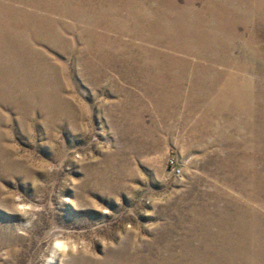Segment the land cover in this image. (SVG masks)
I'll list each match as a JSON object with an SVG mask.
<instances>
[{"label":"rangeland","instance_id":"rangeland-1","mask_svg":"<svg viewBox=\"0 0 264 264\" xmlns=\"http://www.w3.org/2000/svg\"><path fill=\"white\" fill-rule=\"evenodd\" d=\"M0 12V264H264V0Z\"/></svg>","mask_w":264,"mask_h":264},{"label":"bare ground","instance_id":"bare-ground-1","mask_svg":"<svg viewBox=\"0 0 264 264\" xmlns=\"http://www.w3.org/2000/svg\"><path fill=\"white\" fill-rule=\"evenodd\" d=\"M13 1H14V0H13ZM21 1H22V0H21ZM40 1H41V0H40ZM50 1H51V0H50ZM66 1H67V0H66ZM69 1H70V0H69ZM74 1H75V0H74ZM27 2H28V1H27ZM47 2H48V1H47ZM55 2H56V1H55ZM58 2H59V1H58ZM240 2L242 3V1H240ZM244 2H245V1H244ZM9 3H10V2H9ZM13 3H14V2H13ZM19 3H20V2H19ZM31 3H32V2H31ZM33 3H34V2H33ZM40 3H41V2H40ZM49 3H50V2H49ZM62 3H63V2H62ZM71 3H72V2H71ZM245 3H246V2H245ZM14 4H15V3H14ZM20 4H21V3H20ZM68 4H69V2H68ZM80 4H81V3H80ZM3 5H4V4H3ZM50 5H51V4H50ZM50 5H49V6H50ZM54 5H55V4H54ZM63 5H64V4H63ZM81 5H82V4H81ZM20 6H21V5H20ZM37 6H38V5H37ZM74 6H75V5H74ZM76 6H77V4H76ZM76 6H75V7H76ZM78 6H79V5H78ZM78 6H77L76 8H78ZM170 6H171V5H170ZM175 6H176V5H175ZM6 7H7V5H6ZM16 7H17V6H16ZM30 7H31V6H30ZM35 7H36V6H35ZM47 7H48V6H47ZM66 7H67V6H66ZM75 7H74V8H75ZM8 8H9V6H8ZM249 8H250V7H249ZM34 9H35V8H34ZM60 9H61V8H60ZM65 9H66V8H65ZM97 9H98V8H97ZM4 10H5V9H4ZM25 10H28V9H25ZM58 10H59V9H58ZM67 10H68V9H67ZM78 10H79V9H78ZM80 10H81V9H80ZM93 10L95 11V9H93ZM98 10H99V9H98ZM98 10H97V11H98ZM138 10H139V9H138ZM55 11H56V9H55ZM70 11H71V10H70ZM74 11H75V10H74ZM84 11H85V10H84ZM5 12H6V11H5ZM8 12H9V11H8ZM31 12H33V11H31ZM42 12H44V11H42ZM50 12H51V11H50ZM67 12H68V11H67ZM98 12H99V11H98ZM0 13H1V12H0ZM11 13H12V12H11ZM19 13H20V12H19ZM48 13H49V12H48ZM53 13H54V12H53ZM57 13H58V12H57ZM75 13H76V12H75ZM94 13H95V12H94ZM101 13H102V12H101ZM3 14H4V13H3ZM9 14H10V13H9ZM20 14H21V13H20ZM28 14H29V13H28ZM63 14H64V13H63ZM73 14H74V13H73ZM77 14H79V13H77ZM98 14H99V13H98ZM11 15H12V14H11ZM15 15H16V14H15ZM59 15H60V14H59ZM83 15H84V14H83ZM93 15H94V14H93ZM101 15H102V17H103L104 14L102 13ZM101 15L99 14V16H101ZM105 15H106V14H105ZM198 15H199V14H198ZM18 16H20V15H18ZM23 16H24V15H23ZM23 16H22V17H23ZM39 16H40V15H39ZM74 16H75V15H74ZM81 16H82V14H81ZM89 16H90V15H89ZM108 16H109V15H108ZM180 16H181V15H180ZM9 17H10V15H9ZM40 17H41V16H40ZM43 17H44V16H43ZM56 17H57V16H56ZM63 17H64V15H63ZM82 17H83V16H82ZM90 17H91V16H90ZM20 18H21V17H20ZM87 18H88V16L86 17V19H87ZM18 19H19V18H18ZM37 19H38V18H37ZM52 19H53V18H52ZM79 19H80V18H79ZM88 19H89V18H88ZM92 19H93V18H92ZM98 19H99V18H98ZM16 20H17V19H16ZM42 20H43V19H42ZM47 20H48V18H47ZM50 20H51V19H50ZM62 20H63V19H62ZM37 21H38V20H37ZM81 21H82V20H81ZM84 21H85V20H84ZM86 21H87V20H86ZM97 21H98V20H97ZM99 21H100V20H99ZM103 21H104V20H103ZM144 21H146V20H144ZM176 21H177V20H176ZM12 22H13V21H12ZM14 22H15V21H14ZM25 22H26V21H25ZM46 22H48V21H46ZM51 22H52V21H51ZM61 22H62V21H61ZM63 22H64V21H63ZM0 23H1V22H0ZM4 23H5V21H4ZM6 23H7V21H6ZM10 23H11V22H10ZM23 23H24V22H23ZM39 23H40V22H39ZM88 23H90V22L88 21ZM95 23H96V22H95ZM99 23H100V22H99ZM29 24H30V23H29ZM78 24H79V23H78ZM82 24H83V23H82ZM143 24H144V23H143ZM145 24H146V23H145ZM145 24H144V25H145ZM6 25H7V24H6ZM27 25H28V24H27ZM50 25H51V24H50ZM65 25H66V24H65ZM92 25H93V24H92ZM98 25H100V24H98ZM204 25H205V24H204ZM39 26H40V25H39ZM44 26H45V25H44ZM62 26H63V25H62ZM100 26H101V25H100ZM222 26H223V25H222ZM1 27H2V26H1ZM15 27H16V26H15ZM15 27H14L13 29H15ZM25 27H26V26H25ZM28 27H29V26H28ZM35 27H36V26H35ZM63 27H64V26H63ZM73 27H74V26H73ZM81 27H82V26H81ZM88 27H89V26H88ZM95 27H96V26H95ZM95 27H94V28H95ZM20 28H21V27H20ZM61 28H62V27H61ZM61 28H60V29H61ZM70 28H71V27H70ZM186 28H187V27H186ZM8 29H9V28H8ZM13 29H12V30H13ZM33 29H34V28H33ZM44 29H45V28H44ZM63 29H64V28H63ZM5 30H6V29H5ZM18 30H19V29H18ZM23 30H25V29H23ZM37 30H38V29H37ZM41 30H42V29H41ZM61 30H62V29H61ZM233 30H234V29H233ZM47 31H48V30H47ZM17 32H18V31H17ZM27 32H28V31H27ZM41 32H42V31H41ZM59 32H60V31H59ZM63 32H64V31H63ZM81 32H83V31H81ZM81 32H80V33H81ZM19 33H20V32H19ZM38 33H39V31H38ZM46 33H47V32H46ZM66 33H67V32H66ZM98 33H99V32H98ZM101 33H102V32H101ZM137 33H138V32H137ZM140 33H141V32H140ZM4 34H5V33H4ZM16 34H17V33L15 32V35H16ZM25 34H26V33H25ZM29 34H30V33H29ZM34 34H35V32H34ZM51 34H52V33H51ZM59 34H60V33H59ZM69 34H70V33H69ZM138 34H139V33H138ZM5 35H6V34H5ZM15 35H13V36H15ZM18 35L20 36L21 34H18ZM26 35H28V33H27ZM30 35H31V34H30ZM81 35H82V34H81ZM142 35H143V34H142ZM144 35H145V33H144ZM221 35H222V34H221ZM16 36H17V35H16ZM22 36H23V35H22ZM31 36H32V35H31ZM45 36H46V35H45ZM49 36H50V35H49ZM67 36H69V35H67ZM74 36H75V35H74ZM101 36H102V35H101ZM154 36H155V34H154ZM196 36H197V35H196ZM4 37H6V36H4ZM29 37H30V36H29ZM36 37H37V35H36ZM50 37H51V36H50ZM84 37H85V36H84ZM104 37H105V36H104ZM144 37H145V36H144ZM203 37H204V36H203ZM26 38H27V37H26ZM43 38H45V37H43ZM59 38H60V37H59ZM100 38H103V37H100ZM153 38H154V37H153ZM178 38H179V36H178ZM14 39H15V38H14ZM14 39L12 38V40H14ZM18 39H19V38H18ZM18 39H17V40H18ZM57 39H58V38H57ZM61 39H62V38H61ZM97 39H98V37H97ZM155 39H156V38H155ZM179 39H180V38H179ZM3 40H4V39H3ZM26 40H27V39H26ZM32 40H33V39H32ZM41 40H42V39H41ZM78 40H79V39H78ZM88 40H89V39H88ZM144 40H145V39H144ZM152 40H153V39H152ZM19 41H21V40H19ZM19 41H18V42H19ZM38 41H39V40H38ZM59 41H60V40H59ZM2 42H3V41H2ZM4 42H5V41H4ZM11 42H12V41H11ZM25 42H26V41H25ZM40 42H41V41H40ZM55 42H56V41H55ZM63 42H64V41H63ZM77 42H78V41H77ZM148 42H149V41H148ZM14 43H16V42H14ZM21 43H22V42H21ZM67 43H68V42H67ZM75 43H76V40H75ZM169 43H170V42H169ZM215 43H216V42H215ZM53 44H54V43H53ZM85 44H86V43H85ZM155 44H156V43H155ZM181 44H182V43H181ZM0 45H1V44H0ZM7 45H8V44H7ZM18 45H19V44H18ZM29 45H30V44H29ZM42 45H43V44H42ZM63 45H64V44H63ZM79 45H81V44H79ZM87 45H88V43H87ZM183 45H184V44H183ZM3 46H4V44H3ZM12 46H14V45H12ZM15 46H16V45H15ZM25 46H26V45H25ZM59 46H60V45H59ZM69 46H70V45H69ZM69 46H68V47H69ZM74 46H75V45H74ZM84 46H85V45H84ZM136 46H137V45H136ZM151 46H152V45H151ZM156 46H157V45H156ZM173 46H174V45H173ZM10 47H11V46H10ZM16 47H17V46H16ZM18 47H19V46H18ZM34 47H35V46H34ZM143 47H144V45H143ZM143 47H142V48H143ZM146 47H147V46H146ZM159 47H160V45H159ZM159 47H158V48H159ZM169 47H170V46H169ZM169 47H167V48H169ZM79 48H80V47H79ZM130 48H131V47H130ZM138 48H139V47H138ZM160 48H161V47H160ZM1 49H2V48H1ZM12 49H13V48H12ZM12 49H11V50H12ZM14 49H15V48H14ZM16 49H17V48H16ZM18 49H19V48H18ZM20 49H21V48H20ZM24 49H25V47H24ZM30 49H31V47H30ZM44 49H45V48H44ZM76 49H77V48H76ZM81 49H82V48H81ZM83 49H84V48H83ZM83 49H82V51H83ZM88 49H89V48H88ZM136 49H137V48H135V50H136ZM143 49H144V48H143ZM161 49H162V48H161ZM165 49H166V48H165ZM183 49H184V48H183ZM186 49H187V48H186ZM191 49H192V48H191ZM6 50H7V49H6ZM11 50H10V51H11ZM37 50H38V49H37ZM41 50H42V49H41ZM135 50H134V51H135ZM145 50H146V49H145ZM147 50H148V49H147ZM175 50H176V49H175ZM175 50H174V51H175ZM184 50H185V49H184ZM1 51H2V50H1ZM14 51H15V50H14ZM14 51H13V53H14ZM20 51H22V50H20ZM24 51H25V50H24ZM38 51H39V50H38ZM38 51H36V52H38ZM46 51H47V50H46ZM88 51H89V50H88ZM91 51H92V50H91ZM134 51H133V52H134ZM142 51H143V50H142ZM158 51H159V50H158ZM163 51H164V50H163ZM170 51H172V50H170ZM189 51H190V50H189ZM50 52H51V51H50ZM130 52H131V51H130ZM149 52H150V51H149ZM154 52H155V51H154ZM154 52H153V53H154ZM185 52H186V51H185ZM185 52H184V53H185ZM1 53H2V52H1ZM9 53H10V52H9ZM11 53H12V52H11ZM90 53H91V52H90ZM90 53H89V54H90ZM96 53L98 54V52H96ZM150 53H151V52H150ZM153 53H152V54H153ZM177 53H179V52L177 51ZM184 53H183V54H184ZM186 53H187V52H186ZM190 53H191V52H190ZM5 54H6V53H5ZM5 54H4V57H5ZM21 54H22V53H21ZM52 54H53V53H52ZM52 54H51V55H52ZM155 54H156V53H155ZM161 54H162V53H161ZM173 54H174V53H173ZM192 54H193V53H192ZM195 54H196V53H195ZM6 55H7V54H6ZM11 55H12V54H11ZM14 55H15V54H14ZM27 55H28V54H27ZM33 55H34V54H33ZM67 55H68V54H67ZM84 55H86V53H85ZM147 55H148V54H147ZM175 55H176V54H175ZM184 55H186V54H184ZM187 55H188V54H187ZM189 55H190V54H189ZM31 56H32V55H31ZM80 56H82V55L80 54ZM87 56L89 57V55H87ZM87 56H86V57H87ZM150 56H151V55H150ZM162 56H163V55H162ZM181 56H182V55H181ZM0 57H1V56H0ZM22 57H23V56H22ZM40 57H41V56H40ZM43 57H44V56H43ZM144 57H145V55H144ZM185 57H186V56H185ZM231 57H232V56H231ZM19 58H20V56H19ZM37 58H38V57H37ZM45 58H46V57H45ZM92 58H93V57H92ZM92 58H91V59H92ZM94 58H95V57H94ZM140 58H141V57H140ZM187 58H188V56H187ZM12 59H14V56H13ZM12 59H11V60H12ZM32 59H33V58H32ZM32 59H30V60H32ZM82 59H83V58H82ZM87 59H88V58H86V60H87ZM7 60H8V59H7ZM47 60H48V59H47ZM50 60H51V59H50ZM4 61H5V60H4ZM39 61H41V60H39ZM52 61H53V60H52ZM78 61H79V60H78ZM188 61H189V60H188ZM192 61L194 62V60H192ZM192 61H190V63H192ZM198 61H199V60H198ZM33 62H34V61H33ZM41 62H42V61H41ZM181 62H182V61H181ZM6 63H7V62H6ZM17 63H18V62H17ZM17 63H16V64H17ZM35 63H37V62H35ZM79 63H80V62H79ZM86 63H87V61H86ZM93 63H94V62H93ZM171 63H173V62H170V65H171ZM175 63H176V62H175ZM178 63H179V62H178ZM178 63H177V65H179ZM183 63H184V62H183ZM185 63H187V62H185ZM196 63H197V62H196ZM217 63H218V62H217ZM10 64H11V63H10ZM30 64H31V63H30ZM66 64H67V63H66ZM99 64H100V63H99ZM99 64H98V66H99ZM149 64H151V63H149ZM199 64H200V63H199ZM199 64H198V65H199ZM218 64H219V63H218ZM27 65H28V64H27ZM31 65H32V64H31ZM42 65H43V64H42ZM79 65H80V64H79ZM82 65H83V64H82ZM105 65H106V64H104V66H105ZM122 65H123V64H122ZM141 65H142V64H141ZM154 65H155V64H154ZM173 65H174V64H173ZM200 65H201V64H200ZM9 66H10V65H9ZM66 66H67V65H66ZM83 66H84V65H83ZM106 66H107V65H106ZM155 66H156V65H155ZM167 66H168V65H167ZM204 66H205V65H204ZM5 67H6V65H5ZM17 67H18V65H17ZM22 67H23V66H22ZM27 67H28V66H27ZM36 67H37V66H36ZM51 67H52V66H51ZM54 67H55V66H54ZM56 67H57V66H56ZM85 67H86V66H85ZM92 67H93V66H92ZM142 67H143V66H142ZM146 67H148V66H146ZM151 67H152V66H151ZM183 67H184V66H183ZM186 67H187V66H186ZM197 67H198V66H197ZM213 67H214V66H213ZM66 68H68V67H66ZM102 68H103V67H102ZM105 68H106V67H105ZM134 68H135V67H134ZM170 68H171V67H170ZM12 69H13V68H12ZM18 69H19V68H18ZM28 69H29V67H28ZM31 69H32V68H31ZM40 69H41V67H40ZM53 69H55V68H53ZM107 69H108V68H107ZM148 69H149V68H148ZM164 69H165V68H164ZM184 69H185V68H184ZM186 69H188V68H186ZM193 69H194V68H193ZM199 69H200V67H199ZM203 69H204V68H203ZM208 69H209V68H208ZM29 70H30V69H29ZM41 70H42V69H41ZM46 70H47V69H46ZM79 70H80V66H79ZM79 70H78V71H79ZM89 70H90V69H89ZM91 70H92V69H91ZM98 70H99V69H98ZM137 70H138V68H137ZM156 70H157V69H156ZM181 70H182V69H181ZM5 71H6V70H5ZM9 71H10V70H9ZM21 71H22V70H21ZM43 71H44V70H43ZM87 71H88V69H87ZM115 71H116V70H115ZM117 71H118V70H117ZM117 71H116V72H117ZM128 71H129V70H128ZM139 71H140V70H139ZM146 71H147V70H146ZM146 71H145V72H146ZM173 71H174V70H173ZM189 71H190V68H189ZM197 71H198V69H197ZM1 72H2V71H1ZM1 72H0V73H1ZM13 72H14V71H13ZM133 72H134V70H133ZM137 72H138V71H137ZM141 72H143V71H141ZM141 72H140V73H141ZM171 72H172V71H171ZM174 72H175V71H174ZM185 72H186V71H185ZM203 72H204V71H203ZM36 73H37V71H36ZM49 73H50V72H49ZM81 73H82V72H81ZM112 73H113V72H112ZM134 73H135V72H134ZM159 73H160V72H159ZM186 73H187V72H186ZM186 73H185V74H186ZM12 74H13V73H12ZM14 74H15V72H14ZM14 74H13V76H14ZM16 74H17V73H16ZM33 74H35V73H33ZM124 74H125V73H124ZM179 74H181V73H179ZM189 74H190V73H189ZM199 74H201V72H200ZM199 74H198V75H199ZM1 75H2V74H1ZM8 75H9V74H8ZM29 75H30V74H29ZM74 75H75V74H74ZM97 75H98V74H97ZM97 75H95V76H97ZM109 75H110V74H109ZM112 75H113V74H112ZM126 75H127V74H126ZM151 75H152V74H151ZM151 75H150V76H151ZM182 75L184 76V74H182ZM6 76H7V75H6ZM19 76H20V75H19ZM46 76H47V75H46ZM50 76H51V75H50ZM75 76H76V75H75ZM123 76H124V75H123ZM146 76H147V75H146ZM170 76H171V75H170ZM8 77H9V76H8ZM17 77H18V76H17ZM54 77H55V76H54ZM101 77H102V76H101ZM135 77H136V76H135ZM139 77H140V76H139ZM143 77H144V76H143ZM165 77H166V76H165ZM9 78H10V77H9ZM11 78H13V77H11ZM72 78H73V77H72ZM72 78H71V79H72ZM84 78H85V77H84ZM86 78H87V76H86ZM86 78H85V79H86ZM112 78H114V76H113ZM140 78H141V77H140ZM140 78H139V79H140ZM144 78H145V77H144ZM161 78H162V77H161ZM169 78H171V77H169ZM174 78H175V77H174ZM180 78H182V77H180ZM199 78H200V77H199ZM4 79H5V77L3 78V80H4ZM14 79H15V78H14ZM22 79H23V78H22ZM32 79H33V78H32ZM88 79H89V78H88ZM102 79H103V78H102ZM3 80H2V81H3ZM9 80H10V79H9ZM9 80H8V82H9ZM25 80H26V78H25ZM28 80H29V79H28ZM93 80H94V79H93ZM134 80H135V79H134ZM136 80H138V79H136ZM143 80H144V79H143ZM165 80H166V79H165ZM167 80H168V79H167ZM0 81H1V80H0ZM2 81H1V82H2ZM11 81H12V80H11ZM26 81H27V80H26ZM41 81H42V80H41ZM51 81H52V80H51ZM90 81H91V80H90ZM98 81H99V80H98ZM109 81H111V80H109ZM146 81H147V80H146ZM154 81H155V80H154ZM171 81H172V80H171ZM177 81H178V80H177ZM189 81H190V80H189ZM8 82H7V84H8ZM12 82H13V81H12ZM27 82H28V81H27ZM29 82H30V81H29ZM38 82H39V81H38ZM38 82H37V83H38ZM68 82H69V81H68ZM88 82H89V81H87V83H88ZM140 82H141V81H140ZM158 82H159V81H158ZM158 82H157V83H158ZM162 82H163V80H162ZM162 82H161V83H162ZM167 82H168V81H167ZM180 82H181V81H180ZM16 83H18V82H16ZM21 83H22V82H21ZM52 83H53V82H52ZM90 83H91V82H90ZM95 83H96V82H95ZM135 83H136V82H135ZM135 83H134V84H135ZM164 83H165V82H164ZM170 83H171V82H170ZM189 83H190V82H189ZM7 84H5V85H7ZM9 84H10V82H9ZM13 84H15V82H14ZM28 84H29V83H28ZM33 84H34V83H33ZM42 84H43V83H42ZM137 84H141V83H137ZM144 84H145V83H144ZM168 84H169V83H168ZM175 84H176V83H175ZM182 84H183V83H181V85H182ZM1 85H2V84H1ZM17 85H18V84H17ZM29 85H30V84H29ZM61 85H62V84H61ZM95 85H97V84H95ZM98 85H99V83H98ZM101 85H102V84H101ZM165 85H166V84H165ZM176 85H177V84H176ZM176 85H175V86H176ZM7 86H8V85H7ZM9 86H10V85H9ZM39 86H40V85H39ZM50 86H51V85H50ZM58 86H59V85H58ZM64 86H65V85H64ZM154 86H157V85H154ZM161 86H162V85H161ZM163 86H164V85H163ZM5 87H6V86H5ZM19 87H20V86H19ZM19 87H18V88H19ZM24 87H26V85H25ZM34 87H35V86H34ZM45 87H46V86H45ZM167 87H168V86H167ZM180 87H181V86H180ZM3 88H4V87H3ZM26 88H28V87H26ZM31 88H32V87H31ZM143 88H144V87H143ZM152 88H153V85H152ZM176 88L178 89V87H176ZM184 88H185V87H184ZM21 89H22V88H21ZM29 89H30V88H29ZM47 89H48V88H47ZM49 89H50V88H49ZM49 89H48V90H49ZM156 89H157V88H156ZM167 89H168V88H167ZM181 89H182V88H181ZM44 90H45V89H44ZM50 90H51V89H50ZM145 90H146V89H145ZM160 90H161V89H160ZM15 91H16V90H15ZM18 91H19V90H18ZM28 91H30V90H28ZM36 91H37V90H36ZM36 91H35V93H36ZM53 91H54V90H53ZM155 91H157V90H155ZM166 91H167V90H166ZM169 91H170V90H169ZM169 91H168V92H169ZM173 91H175V89H173ZM181 91H182V90H181ZM4 92H5V91H4ZM21 92H23V91L21 90ZM39 92H40V91H39ZM48 92H49V91H48ZM72 92H73V91H72ZM152 92H153V90H152ZM162 92H163V91H162ZM164 92H165V91H164ZM168 92H167V94H168ZM17 93H18V92H17ZM26 93H27V92H26ZM30 93H31V91H30ZM56 93H57V92H56ZM63 93H64V92H63ZM177 93H178V92H177ZM177 93H176V94H177ZM4 94H5V93H4ZM24 94H25V93H24ZM33 94H34V93H33ZM42 94H43V93H42ZM72 94H73V93H72ZM151 94H152V93H151ZM163 94H164V93H163ZM171 94H172V93H171ZM178 94H180V93H178ZM5 95H7V94H5ZM17 95H18V94H17ZM29 95H30V94H29ZM48 95H49V93H48ZM52 95H53V94H52ZM13 96H14V95H13ZM27 96H28V95H27ZM33 96H34V95H33ZM46 96H47V95H46ZM66 96H67V95H66ZM77 96H80V95H77ZM77 96H74V97H77ZM164 96H165V95H164ZM7 97H8V96H7ZM34 97H35V96H34ZM49 97H50V96H49ZM49 97H47V98H49ZM70 97H71V96H70ZM170 97H171V96H170ZM4 98H5V97H4ZM28 98H29V97H28ZM61 98H62V97H61ZM162 98H163V97H162ZM178 98H180V97H178ZM7 99H9V98H7ZM15 99H16V98H15ZM79 99H80V98H79ZM82 99H83V98H82ZM168 99H169V98H168ZM5 100H6V99H5ZM5 100H4V101H5ZM69 100H70V99H69ZM71 100H72V99H71ZM71 100H70V101H71ZM73 100H74V98H73ZM83 100H84V99H83ZM175 100H178V99H175ZM1 101H2V100H1ZM10 101H11V100H10ZM20 101H21V100H20ZM34 101H35V100H34ZM38 101H39V100H38ZM38 101H37V102H38ZM42 101H43V100H42ZM55 101H56V100H55ZM61 101H62V100H61ZM61 101H60V102H61ZM66 101H67V100H66ZM79 101H80V100H79ZM24 102L26 103V101H24ZM39 102H40V101H39ZM175 102H176V101H175ZM177 102H178V101H177ZM177 102H176V103H177ZM4 103H5V102H4ZM11 103H12V102H11ZM28 103H29V102H28ZM44 103H46V102H44ZM162 103H163V102H162ZM169 103H170V102H169ZM172 103H173V102H172ZM178 103H179V102H178ZM19 104H20V102H19ZM38 104H39V103H38ZM58 104H59V102H58ZM166 104H167V103H166ZM6 105H7V104H6ZM13 105H14V104H13ZM65 105H66V104H65ZM74 105H75V104H74ZM103 105H104V104H103ZM10 106H11V105H10ZM16 106H17V105H16ZM40 106H41V105H40ZM59 106H60V105H59ZM21 107H22V106H21ZM30 107H31V106H29V108H30ZM66 107H67V106H66ZM77 107H78V106H77ZM83 107H84V106H83ZM64 108H65V107H64ZM78 108H79V107H78ZM27 109H28V108H27ZM45 109H46V108H45ZM61 109H62V108H61ZM68 109H69V108H68ZM24 110H25V109H24ZM55 110H56V109H55ZM55 110H54V111H55ZM71 110H72V109H71ZM88 110H89V109H88ZM111 110H112V109H111ZM41 111H42V110H41ZM59 111H60V110H59ZM64 111H66V110H64ZM20 112H21V111H20ZM22 112H23V111H22ZM29 112H31V110H30ZM55 112H56V111H55ZM60 112H61V111H60ZM75 112H76V111H75ZM109 112H110V111H109ZM112 112H113V111H112ZM65 113H66V112H65ZM71 113H72V112H71ZM83 113H84V112H83ZM75 114H76V113H75ZM85 114H86V113H85ZM87 114H88V113H87ZM112 114H113V113H112ZM125 114H126V113H125ZM42 115H43V114H42ZM45 115H46V114H45ZM48 115H49V114H48ZM52 115H53V114H52ZM68 115H69V114H68ZM73 115H74V114H73ZM77 115H79V114H77ZM61 116H62V115H61ZM75 116H76V115H75ZM75 116H74V117H75ZM114 116H115V115H114ZM43 117H44V116H43ZM71 117H72V116H71ZM76 117H77V116H76ZM22 118H23V117H22ZM68 118H69V117H68ZM81 118H82V117H81ZM56 120H57V119H56ZM49 121H50V120H49ZM49 121H48V122H49ZM57 121H58V120H57ZM75 121H76V120H75ZM60 122H61V121H60ZM55 124H56V122H55ZM57 124H58V123H57ZM53 125H54V124H53ZM58 125H59V124H58ZM69 125H70V124H69ZM55 126H56V125H55ZM72 126H73V125H72ZM47 127H48V126H47ZM51 127H53V126H51ZM257 138H258V137H257ZM228 157H229V156H228ZM229 162H230V161H229ZM234 178H235V177H234ZM261 182H262V181H261ZM263 182H264V181H263ZM262 186H263V185H262ZM261 205H262V204H261ZM209 210H210V209H209ZM223 210H224V209H223ZM228 210H229V209H228ZM200 213H201V212H200ZM208 213H209V212H208ZM206 215H207V214H206ZM211 215H212V214H211ZM212 216H214V215H212ZM225 216H226V215H225ZM208 217H209V216H208ZM201 218H202V216H201ZM216 218H217V217H216ZM225 218H226V217H225ZM198 219H199V218H198ZM211 219H212V218H211ZM221 219H222V218H221ZM195 220H196V219H195ZM201 220H203V219H201ZM212 220H213V219H212ZM212 220H211V221H212ZM204 221H205V220H204ZM209 221H210V220H209ZM211 221H210V222H211ZM214 221H216V220H214ZM221 221H222V220H221ZM202 222H203V221H202ZM212 222H213V221H212ZM204 223H205V222H204ZM208 223H209V222H208ZM263 223H264V222H263ZM215 224H216V223H215ZM219 224H220V223H219ZM222 224H223V223H222ZM211 225H212V224H211ZM195 226H196V225H195ZM214 226H215V225H214ZM221 226H222V225H221ZM197 227H198V226H197ZM197 227H196V229H197ZM208 227H209V226H208ZM211 227H212V226H211ZM219 227H220V226H219ZM194 228H195V227H194ZM209 228H210V227H209ZM223 229H224V228H223ZM164 230H165V229H164ZM205 230H206V229H205ZM165 231H166V230H165ZM191 231H193V230H191ZM219 231H220V230H219ZM222 231H223V230H222ZM229 232H230V231H229ZM236 232H237V231H236ZM261 232H262V231H260V233H261ZM221 233H223V232H221ZM221 233H220V234H221ZM192 235H193V234H192ZM214 235H215V234H214ZM217 235H218V234H217ZM235 235H236V234H235ZM261 235H262V234H260V236H261ZM194 236H195V235H194ZM221 236H222V235H221ZM0 237H1V236H0ZM214 237L216 238V236H214ZM223 237H224V236H223ZM251 237H252V236H251ZM258 237H259V236H258ZM261 237H262V236H261ZM263 237H264V236H263ZM193 238H195V237H193ZM198 238H199V237H198ZM201 238L203 239V237H201ZM201 238H200V239H201ZM226 238H227V236H226ZM223 240H224V238H223ZM258 240H259V238H258ZM227 241H228V239H227ZM230 241H231V240H230ZM233 241H234V240H233ZM241 242H242V240H241ZM260 242H261V241H260ZM204 243H205V242H204ZM231 243H232V242H231ZM231 243L229 244V246L231 245ZM183 244H184V243H183ZM188 244H189V242H188ZM190 244H191V243H190ZM219 244H220V243H219ZM237 244H238V243H237ZM261 244H262V243H261ZM140 245H141V244H140ZM185 245H186V244H185ZM218 246H219V245H218ZM220 246H221V245H220ZM240 246H241V245H240ZM254 246H255V245H254ZM56 247H57V246H56ZM224 247H225V246H224ZM242 247H243V246H242ZM136 248H137V247H136ZM184 248H185V247H184ZM197 248H198V247H197ZM202 248H203V247H202ZM204 248H205V247H204ZM211 248H212V246H211ZM237 248H238V247H237ZM131 249H132V248H131ZM195 249H196V248H195ZM195 249H194V250H195ZM209 249H210V248H209ZM220 249H221V248H220ZM121 250H122V249H121ZM129 250H130V249H129ZM158 250H159V249H158ZM180 250H181V249H180ZM196 250H197V249H196ZM204 250H205V249H204ZM239 250H240V249H239ZM122 251H123V250H122ZM132 251H133V249H132ZM132 251H131V252H132ZM135 251H136V250H135ZM164 251H165V250H164ZM169 251H170V250H169ZM191 251H192V250H191ZM205 251H206V250H205ZM208 251H209V250H208ZM211 251H212V249H211ZM129 252H130V251H129ZM129 252H128V253H129ZM133 252H134V251H133ZM133 252H132V253H133ZM139 252H141V251H139ZM181 252H182V251H181ZM197 252H198V251H197ZM219 252H220V253L218 254L219 256L216 257V255H215V257H214V256L211 255L212 258H210V260L207 259L208 261H206L204 264H234V263H235V262H231V261L228 262L227 260H224V256L226 255V254H225L226 252H225V253H224L223 251H219ZM256 252H258V250H257ZM259 252H260V251H259ZM55 253H56V251H55ZM61 253H62V252H61ZM113 253H116V251H115V252L113 251ZM132 253H130V254H132ZM161 253H162V252H161ZM189 253H190V250H189ZM206 253H207V252H206ZM242 253H244V252L242 251ZM57 254H58V253H57ZM133 254H134V253H133ZM182 254H183V253H182ZM184 254H185V253H184ZM195 254H196V253H195ZM251 254H252V253H251ZM256 254H257V253H256ZM60 255H61V254H60ZM64 255H65V254H64ZM115 255H116V254H115ZM139 255H140V254H139ZM196 255H198V254H196ZM196 255H195V256H196ZM202 255H203V254H202ZM231 255H232V253H231ZM235 255H236V254H235ZM239 255H241V254H239ZM244 255H246V254H244ZM254 255H255V254H254ZM57 256H58V255H57ZM164 256H165V255H164ZM198 256H199V255H198ZM258 256H259V255H258ZM129 257H130V256H129ZM142 257H143V256H142ZM144 257H145V256H144ZM144 257H143V258H144ZM156 257H157V256H156ZM234 257H235V256H234ZM238 257H239V256H238ZM246 257H247V256H246ZM246 257H245V258H246ZM54 258H55V257H54ZM54 258H53V259H54ZM120 258H121V256H120ZM133 258H134V257H133ZM138 258H139V257H138ZM143 258H142V259H143ZM146 258H147V257H146ZM160 258H161V257H160ZM167 258H168V257H167ZM188 258H190V257H188ZM205 258H206V257H205ZM225 258H226V257H225ZM250 258H251V257H250ZM250 258H249V259H250ZM255 258H256V257H255ZM257 258H259V257H257ZM117 259H119V256H118V255H117ZM123 259H124V258H123ZM129 259H131V258H129ZM129 259H128V260H129ZM161 259H162V258H161ZM192 259H193V258H192ZM232 259H233V258H232ZM243 259H244V258H243ZM253 259H254V258H253ZM253 259H252V260H253ZM100 260H101V259H100ZM105 260H106V259H105ZM115 260H116V259H115ZM115 260H114V261H115ZM145 260H146V259H145ZM174 260H175V259H174ZM189 260H190V259H189ZM189 260H187V261L189 262ZM195 260H196V259H195ZM201 260H202V259H201ZM246 260H247V259H246ZM250 260H251V259H250ZM250 260H249V261H250ZM102 261H103V259H102ZM108 261H109V260H108ZM111 261H112V259H111ZM122 261H123V260H122ZM130 261H131V260H130ZM130 261H129V262H130ZM191 261H192V260H191ZM238 261H239V260H238ZM255 261H256V260H255ZM97 262H98V261H97ZM100 262H101V261H100ZM100 262H98V263H100ZM118 262H119V261H118ZM133 262H134V261H132V263H133ZM160 262H161V260H160ZM195 262H196V261H195ZM250 262H251V261H250ZM115 263H116V262H115ZM115 263H114V264H115ZM119 263H120V262H119ZM134 263H135V262H134ZM140 263H141V262H140ZM144 263H145V262H144ZM157 263H159V262L157 261ZM162 263H163V262H162ZM198 263H199V261H198ZM255 263H257V262H255ZM93 264H94V263H93ZM106 264H107V262H106ZM110 264H111V263H110ZM122 264H123V263H122ZM124 264H126V263L124 262ZM127 264H128V263H127ZM130 264H131V263H130ZM160 264H161V263H160ZM169 264H170V263H169ZM176 264H177V263H176ZM186 264H187V263H186ZM236 264H237V263H236ZM243 264H244V263H243ZM253 264H254V263H253Z\"/></svg>","mask_w":264,"mask_h":264},{"label":"built area","instance_id":"built-area-1","mask_svg":"<svg viewBox=\"0 0 264 264\" xmlns=\"http://www.w3.org/2000/svg\"><path fill=\"white\" fill-rule=\"evenodd\" d=\"M175 171L177 172V173H180L181 171H180V169L179 168H175Z\"/></svg>","mask_w":264,"mask_h":264}]
</instances>
